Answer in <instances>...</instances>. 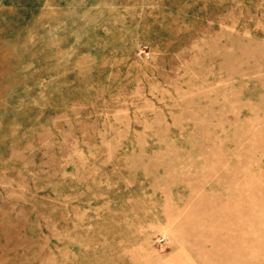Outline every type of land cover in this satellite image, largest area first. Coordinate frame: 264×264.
Returning <instances> with one entry per match:
<instances>
[{
    "label": "rangeland",
    "instance_id": "rangeland-1",
    "mask_svg": "<svg viewBox=\"0 0 264 264\" xmlns=\"http://www.w3.org/2000/svg\"><path fill=\"white\" fill-rule=\"evenodd\" d=\"M0 264H264V0H0Z\"/></svg>",
    "mask_w": 264,
    "mask_h": 264
}]
</instances>
